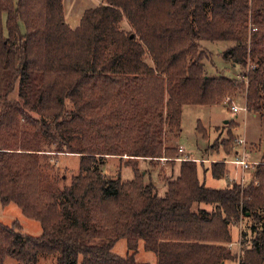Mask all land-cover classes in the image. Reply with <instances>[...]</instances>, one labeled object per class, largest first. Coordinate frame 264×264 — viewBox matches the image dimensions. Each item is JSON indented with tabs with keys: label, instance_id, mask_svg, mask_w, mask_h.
I'll list each match as a JSON object with an SVG mask.
<instances>
[{
	"label": "trees",
	"instance_id": "trees-1",
	"mask_svg": "<svg viewBox=\"0 0 264 264\" xmlns=\"http://www.w3.org/2000/svg\"><path fill=\"white\" fill-rule=\"evenodd\" d=\"M204 41L229 43L220 53L242 77L212 74ZM245 84L247 110L264 115V0H103L76 28L63 0H0V200L42 226L35 236L0 221V264H152L138 260L141 241L155 264H264L263 161L248 184L212 188L201 161L181 159L164 195L133 161L180 158L183 107Z\"/></svg>",
	"mask_w": 264,
	"mask_h": 264
},
{
	"label": "rangeland",
	"instance_id": "rangeland-1",
	"mask_svg": "<svg viewBox=\"0 0 264 264\" xmlns=\"http://www.w3.org/2000/svg\"><path fill=\"white\" fill-rule=\"evenodd\" d=\"M65 17L67 23L76 28L81 22L84 11L88 8L96 7L103 3V0H63ZM123 26L129 24L127 19H124ZM130 28V25L128 26ZM227 42H211L204 41L203 45L213 54L215 67L213 68L208 63V69L218 73L222 71L227 76L242 77V73L234 70L229 61L225 60L220 53L228 47ZM146 57L151 62L150 54ZM238 91L235 95H229L225 98L224 102L213 105H194L186 104L183 107L182 113V130L180 137L176 143L178 147L176 152L180 158H199L198 162L199 177L205 180L206 185L212 188H223L226 184L241 182L244 177L243 184H248L253 181V169H243L241 166L237 167L235 164L221 163V161L232 160L235 158L237 152L243 153V145H233L232 151H227L226 146L231 142L230 136L234 138L243 139L245 143L247 158L252 162H264V115L262 113L251 112L244 110L247 106V84L244 85V92ZM69 101V100H67ZM68 106L70 103L68 102ZM233 105L241 107L239 112H233ZM232 121L237 123L238 126L234 127ZM233 128V129H232ZM232 129V130H231ZM231 130V132H230ZM225 143V145H224ZM184 148H183V147ZM183 148V152L180 149ZM125 161L128 156H124ZM180 158H161L154 160L150 163L149 160H133L139 167L140 172L144 173L145 182H151L156 187L159 195H164L167 190L166 178L171 176L177 177L180 174L181 160ZM116 159V158H115ZM117 160V159H116ZM207 160V161H206ZM70 166L78 170L79 162L77 159L70 158ZM124 164L121 168V175L124 180H132L135 178V171L131 165ZM205 161V162H202ZM218 161V162H217ZM56 166L60 169L63 162H55ZM225 168V175L223 178H214L212 169L214 167ZM61 170V169H60ZM63 170V168H62ZM61 170V171H62ZM115 170V169H113ZM110 168V161L105 170L107 175H113L114 171ZM69 172V171H68ZM70 173V172H69ZM75 173V172H74ZM228 175V176H227ZM260 183L259 180H256ZM242 183V182H241ZM0 221L7 225L16 224L22 231L32 235H40L42 233V226L40 222L35 219L27 217L23 214L21 208L15 204L3 205L0 200ZM246 221V220H245ZM240 221L236 226L232 227V241L228 244L231 252L239 254L241 251V233L246 227V222ZM116 252L124 255L127 252L125 241L118 242ZM139 259L140 261L150 262L155 256L152 252L145 250L144 244L141 241L139 244ZM223 264H239L237 259H228ZM151 263V262H150ZM6 264H18L16 260L11 257L6 259ZM38 264H55V257L41 256Z\"/></svg>",
	"mask_w": 264,
	"mask_h": 264
},
{
	"label": "built area",
	"instance_id": "built-area-1",
	"mask_svg": "<svg viewBox=\"0 0 264 264\" xmlns=\"http://www.w3.org/2000/svg\"><path fill=\"white\" fill-rule=\"evenodd\" d=\"M254 30H256V28H254ZM232 109L234 110L233 112H239L241 110V107L233 105ZM243 109L247 111V107L246 108L243 107ZM238 144L243 145L244 147L243 153L240 154V152H237L234 159L225 160V161L231 164H235L236 166H241L243 169H248V167L251 168L253 165L257 164L258 162L249 161V159L247 158V153H246L247 150L245 148L244 140L238 139ZM180 150H183V148H181ZM240 180L243 183L245 181V178L242 177Z\"/></svg>",
	"mask_w": 264,
	"mask_h": 264
},
{
	"label": "crops",
	"instance_id": "crops-1",
	"mask_svg": "<svg viewBox=\"0 0 264 264\" xmlns=\"http://www.w3.org/2000/svg\"><path fill=\"white\" fill-rule=\"evenodd\" d=\"M182 147H183V146H182ZM183 148H184V147H183ZM183 150H184V149H183ZM183 150H180V151L183 152ZM181 159H182V158H180V160H181ZM194 159L197 160V161H200V160H201V159H199V158H195V157H194ZM248 159H249V158H248ZM206 161H207V160H206ZM227 163H228V162H227ZM237 167H239V166H237ZM227 176H228V175H227ZM154 256H155V255H154ZM155 260H156V257H155ZM150 262L153 263V262H154V258H153L152 260H150Z\"/></svg>",
	"mask_w": 264,
	"mask_h": 264
}]
</instances>
